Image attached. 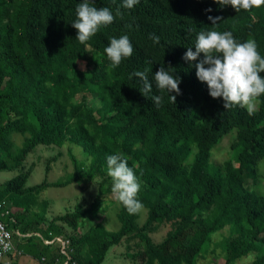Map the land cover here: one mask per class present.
<instances>
[{
  "label": "trees",
  "instance_id": "16d2710c",
  "mask_svg": "<svg viewBox=\"0 0 264 264\" xmlns=\"http://www.w3.org/2000/svg\"><path fill=\"white\" fill-rule=\"evenodd\" d=\"M80 2L0 0V172L20 171L0 185V203L10 211L8 229L25 235H14L18 247L40 264H63L66 256L42 239L61 236L70 240L75 264H102L125 240L127 251L135 249L131 258L143 264H198L216 253L214 237L226 230L220 245L225 264L246 257L264 264V196L254 189L264 160V94L251 114L239 105L225 109L223 98L213 99L198 80L199 60L183 59L201 30L231 31L241 43L254 39L264 57V0L239 11L223 0H139L131 9L122 8V0H94L115 19L83 44L71 26ZM118 7L122 16H116ZM209 16L222 19L212 28ZM122 35L134 51L111 68L104 49ZM169 65L181 80L180 94L172 93L176 104L153 81ZM146 69L153 92L145 98L142 81L132 74ZM153 95L163 96L159 107ZM12 134L22 140L19 148ZM230 134V159L210 164L213 150ZM66 144L82 147L91 166L84 172L72 156L73 170L59 185L96 180L98 194L90 207L76 205L48 219L49 203L40 194L58 184L27 187L24 163L39 145ZM117 153L137 176L146 218L138 223L140 211L129 214L118 202L120 226L109 231L96 220L104 198L113 194L106 157ZM54 224L59 230L52 235ZM163 226L168 231L155 243L152 235Z\"/></svg>",
  "mask_w": 264,
  "mask_h": 264
},
{
  "label": "clouds",
  "instance_id": "9594fccd",
  "mask_svg": "<svg viewBox=\"0 0 264 264\" xmlns=\"http://www.w3.org/2000/svg\"><path fill=\"white\" fill-rule=\"evenodd\" d=\"M139 0H122L121 7L131 9ZM261 3V0H223L224 5H231L236 11L249 9ZM209 11H211L209 9ZM76 18L71 26L77 30L80 43L87 42L102 26L113 23L115 17L108 7L98 8L94 0H82L76 9ZM116 16H122L120 7L116 9ZM214 28L222 19L220 17H208ZM149 39L154 44L160 43V38L155 34H149ZM193 47L195 51H193ZM193 47H188L183 59L186 62H196V76L199 81L206 83L209 95L213 99L223 98L224 108L229 109L239 105L247 109L251 114L256 107V98L264 94V57L257 50L254 39L246 42H237L231 31L219 32L216 30H201ZM110 67H118L124 58L131 57L133 46L127 35L119 38H110L109 44L104 49ZM203 54V59H199ZM175 69L170 65L167 69L161 66L153 75L158 91H167L169 100L176 104V95L180 94L179 77L174 75ZM132 76L142 81L140 93L146 98L153 92L147 69L135 71ZM152 101L155 107L163 103L162 95H153ZM107 175L112 179L111 191L115 199L129 212L136 214L142 208V203L137 199L140 185L134 170L129 167L127 159L120 154H112L106 157Z\"/></svg>",
  "mask_w": 264,
  "mask_h": 264
},
{
  "label": "rangeland",
  "instance_id": "374dc122",
  "mask_svg": "<svg viewBox=\"0 0 264 264\" xmlns=\"http://www.w3.org/2000/svg\"><path fill=\"white\" fill-rule=\"evenodd\" d=\"M257 108L258 102L256 101L255 109ZM233 135L234 134L227 135L222 142L216 146L213 150L210 164L214 163L220 165L225 160L230 159L232 155L230 150V139H233ZM12 140L15 141L16 148L22 145V140L17 134H12ZM72 156L85 165L83 171L87 172L88 168L91 166V161L88 160V156L83 148L74 144H66L61 148L39 145L27 156L24 163L25 171L30 173L27 187H36L44 182L58 184L57 186L46 187L40 194L41 201L46 200L49 203L47 213L48 219L71 212L76 205H81L85 208L90 207L98 194V181L96 180L87 182L83 185H77L75 183L66 186L59 185L67 179L68 174L73 170ZM47 167H49V170H47ZM19 173L20 171L18 170L0 172V185L16 177ZM258 175V182L257 184L255 183L254 189L256 193L258 192L260 195L264 196V160L259 164ZM104 199L105 201L101 203V213L96 221L102 222L109 231H117L120 226L116 216L119 203L113 194H111V196L107 194ZM139 215L137 222L142 224L146 218V211L141 209ZM58 226L59 224L50 226L52 235L53 233H58ZM48 229L49 227L46 228V230ZM167 231L168 227L163 226L157 234L152 235L153 241L155 243H160ZM222 234H216L217 236L214 237V243L218 245L216 253L214 255L209 253L205 259L199 260L198 264H225V253L223 254L220 245L224 244L223 237L227 236V231L225 230ZM38 238L39 237H33V242L39 243ZM16 241L18 242L19 239H16L15 242ZM136 241H138V239L131 241L130 244L134 246ZM126 246L127 242L125 240H123L120 245L114 246L109 251L102 264H143L139 259L135 260L131 258V255L135 253V249L132 248L130 251H127ZM19 260L21 264H39L30 254H25ZM251 260L252 257H246L236 264H251Z\"/></svg>",
  "mask_w": 264,
  "mask_h": 264
},
{
  "label": "built area",
  "instance_id": "2783aa9c",
  "mask_svg": "<svg viewBox=\"0 0 264 264\" xmlns=\"http://www.w3.org/2000/svg\"><path fill=\"white\" fill-rule=\"evenodd\" d=\"M10 211L4 208V203H0V260L10 256L15 250V238L16 234L20 238H23L25 235H22L18 230L13 232L8 229V224L6 222L7 217H9ZM39 237L40 235L37 234ZM29 236V235H26ZM45 245L53 246L56 245V248L59 250V253L66 256V260L63 264H75L72 260V253L74 252L71 242L69 239H65L61 236H54L50 239L42 238ZM42 261H45V258L42 257Z\"/></svg>",
  "mask_w": 264,
  "mask_h": 264
},
{
  "label": "crops",
  "instance_id": "0c3cea01",
  "mask_svg": "<svg viewBox=\"0 0 264 264\" xmlns=\"http://www.w3.org/2000/svg\"><path fill=\"white\" fill-rule=\"evenodd\" d=\"M20 240L17 242H15V251L12 252V254L6 258H4L1 261V264H21L20 262V258H22V256H24L25 254H27L22 248L18 247ZM37 262L39 263V261L37 260ZM24 264V263H23ZM40 264V263H39Z\"/></svg>",
  "mask_w": 264,
  "mask_h": 264
}]
</instances>
